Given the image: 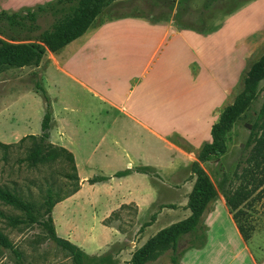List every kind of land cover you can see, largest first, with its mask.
<instances>
[{
  "label": "rangeland",
  "instance_id": "rangeland-1",
  "mask_svg": "<svg viewBox=\"0 0 264 264\" xmlns=\"http://www.w3.org/2000/svg\"><path fill=\"white\" fill-rule=\"evenodd\" d=\"M180 1L185 2L184 11L176 9L178 0H122L105 9L101 19L121 15L146 17L149 16L147 12L152 13L154 17H161L177 10L179 16L175 19V25L183 28L192 26L197 31H203L200 33L207 34L221 24L226 16L251 0ZM263 20L264 5L251 9L228 29L231 35H236L258 27ZM41 22L43 29L51 24L50 20ZM243 42L250 47L245 67L238 68L230 64L227 68L229 79H224L223 86L229 83L230 89L228 88L225 98L218 104L222 105L211 115L212 119L216 118L215 121L223 108L230 105L242 90L243 80L251 65L264 54V23L260 29L248 34ZM48 55L38 67H6L0 70V143L12 145L9 149L0 147V188L13 191L32 203L36 218V222H30L23 212L0 201V232L12 245V248L0 246V264H74L68 251L50 239L44 225L47 220L45 201L48 192L52 193L55 201L64 199L52 208V224L58 237L68 240L82 251L85 255L82 264H120L121 261L127 263L134 248L130 243L136 242L135 236L145 231L146 227L140 229L141 226L150 220L151 215L157 216L161 205L176 206V212H165L167 214L162 216L168 219L166 224L185 218L189 184L158 186L153 182L159 191L158 197L155 201L148 200L142 208L139 207L141 201H130L125 206H118L122 203V196L127 194V188L137 190V196L142 194L145 186L137 179L127 183L121 181L120 184L115 182L112 185L90 184L88 180L116 174L117 171L99 163L81 162V158L85 156L82 151L93 144H111L114 139L125 140L127 146L135 152L149 146L142 145L134 137L127 135V132L119 130L118 124L112 121H103L104 127L109 128L110 133L106 131L99 137L100 127L95 122L98 116L92 115V112L87 114L89 107L83 105L89 97L78 89L72 91V98L66 97V90L63 92L62 86L54 87L57 80L63 81L55 69L46 71ZM37 83L45 89L52 111L46 144L51 146L50 149L63 148L66 152L58 153L57 158L51 162L32 165L26 158L34 142L38 141L42 134L41 122L46 111L42 94L36 89ZM263 98L264 82L260 83L256 98L228 131L227 152L218 159L202 164V168L216 187L217 194H222L220 187L224 180L223 191L230 194L239 186L235 173L240 172L238 164L245 154L244 145ZM63 104L75 110V115L82 119L87 128L96 125L97 130L88 132V138L82 136L81 131L64 130ZM28 136H35L37 139L25 138ZM21 139L24 140L20 142ZM169 142L186 152L191 151V147L176 135H173ZM131 158L136 161L134 155ZM132 170L141 169L133 166ZM190 171L189 169L187 173ZM149 176H155V172L149 173ZM62 203L64 204L61 205ZM233 214H236V222L249 232L250 239L244 243L227 214L221 210L216 211L209 229L205 230L206 246L199 252H192L189 259L217 260L218 263L214 264H264V191L255 192ZM14 220L19 223H13ZM205 221L207 213L203 216L204 224ZM157 226H153L149 233L154 232ZM62 231H69V234ZM186 247L187 242H180L178 252ZM15 251L20 254V258L14 254ZM171 255V249L167 248L147 264H172Z\"/></svg>",
  "mask_w": 264,
  "mask_h": 264
},
{
  "label": "crops",
  "instance_id": "crops-1",
  "mask_svg": "<svg viewBox=\"0 0 264 264\" xmlns=\"http://www.w3.org/2000/svg\"><path fill=\"white\" fill-rule=\"evenodd\" d=\"M51 1L0 0V12L12 14ZM116 2L121 1L111 4ZM263 5L264 0H251L226 16L221 24L207 34L200 33L203 31H197L192 26L183 28L175 25L177 10L161 17H154L147 12L149 16L146 17L121 15L101 19L103 12L81 37L57 53H47L49 60L46 71L55 69L63 81L57 80L54 87L62 86L63 92L66 90V97L72 98L75 89L89 97L83 105L89 107L87 114L92 112V115L98 116L95 122L100 127L99 137L109 132L103 121H112L118 124L119 130L127 132V135L142 145L149 146L135 152L127 146L125 140L114 139L111 144H93L81 152L85 155L81 162L85 164L99 163L116 169L117 173L124 172L121 177L115 174L101 176L107 180L95 184L112 185L135 179L141 185L143 183L145 188L140 196L136 195L137 190L127 188V194L122 196L119 207L130 201H141L139 207L142 208L148 200L155 201L159 191L153 182L158 186L189 184L188 192L191 191L195 177L191 171H187L197 161L201 147L211 142V127L217 121L211 115L222 105L218 106L230 89L229 83L223 86L224 79H229L227 68L230 64L238 68L245 67L250 47L243 40L251 32L260 29L264 20L258 27L236 35H231L228 27H233L251 9ZM78 102L81 104V101ZM63 105L64 130L81 131V135L86 138L89 137L88 132L97 130L96 125L87 128L82 119L75 115V110L67 107V104ZM173 135L185 141L191 151L186 152L173 146L169 142ZM133 155L137 162L132 160ZM133 166L150 168V174L155 172V176L151 177L142 170L133 171ZM173 206L170 210H159L154 222L135 236L136 242L130 243L134 245L132 254L160 229L173 224H166L168 219L162 217L167 214L165 212H176V206ZM208 208L205 211L207 230L216 211L221 210L227 214L236 233L244 241L222 195L217 194L216 200ZM189 215L190 211L186 209L185 218ZM155 225H158L157 228L149 233ZM62 232L69 234V231ZM206 244L207 239L201 248L186 250L178 264L218 263L212 259H189L192 252H199ZM127 263L121 261L120 264Z\"/></svg>",
  "mask_w": 264,
  "mask_h": 264
},
{
  "label": "trees",
  "instance_id": "trees-1",
  "mask_svg": "<svg viewBox=\"0 0 264 264\" xmlns=\"http://www.w3.org/2000/svg\"><path fill=\"white\" fill-rule=\"evenodd\" d=\"M115 1L122 0H53L34 9H26L12 14L0 12V70L6 67H38L46 60L48 52L57 53L81 37L96 18ZM184 5L185 2L178 0L177 9L184 11L186 9ZM178 16L177 12L176 17ZM42 20L51 21L48 28H42ZM262 82H264V54L251 65L243 80L242 90L230 105L223 108L217 121L212 125L211 142L205 143L201 147L197 154V161L191 164L190 170L195 181L186 205L190 215L161 229L149 238L142 247L131 255L128 264H147L156 259L167 248L172 251L171 263L178 264L177 257L179 255L188 249L201 248L204 245L206 226L203 223V215L209 204L216 200L217 189L200 164L218 159L227 152L226 135L235 120L247 110L256 98L259 85ZM36 89L42 94L46 111L41 122L42 134L38 141L34 142V146L26 158V161L32 165L51 162L57 158L58 153L66 152L63 148L50 149L51 146L46 144L48 131L51 128L52 111L45 89L40 83L36 84ZM25 138L37 139L35 136ZM23 140L21 139L20 142ZM11 146L0 143V147L3 149H9ZM45 148L49 149L45 150ZM243 151L245 154L238 164L240 172L235 173V177L239 180V186L230 194L223 191L224 180L220 190L241 237L247 242L250 239V234L236 222V214L233 212L238 210L255 192L264 191V98ZM69 158L71 159L70 155ZM141 170L144 173L151 172L150 168ZM123 175L124 172L115 174L118 177ZM104 180L107 178H95L88 180V182L95 184ZM63 200H53L52 193L48 192L45 201L47 220L44 225L48 230L50 239L68 251L73 263L82 264L85 255L74 244L58 237L52 224V208L56 203ZM0 201L23 212L28 221L36 222L33 204L25 201L19 194L6 188H0ZM162 208L170 209L174 206L161 205L160 209ZM155 218L156 214L151 215L150 220L144 223L140 229L150 226ZM17 222L19 223L18 220L13 221L16 224ZM183 241L187 242V247L178 252L179 244ZM0 246L12 248L8 238L1 232ZM14 254L20 258L18 252L15 251Z\"/></svg>",
  "mask_w": 264,
  "mask_h": 264
}]
</instances>
